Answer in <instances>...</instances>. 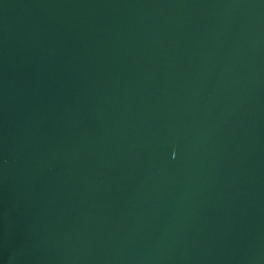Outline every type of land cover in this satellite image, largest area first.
Instances as JSON below:
<instances>
[{"label": "water", "instance_id": "water-1", "mask_svg": "<svg viewBox=\"0 0 264 264\" xmlns=\"http://www.w3.org/2000/svg\"><path fill=\"white\" fill-rule=\"evenodd\" d=\"M0 264H264V0H0Z\"/></svg>", "mask_w": 264, "mask_h": 264}]
</instances>
